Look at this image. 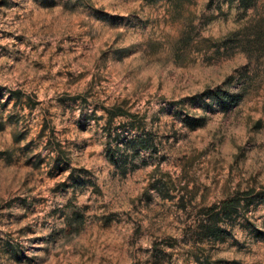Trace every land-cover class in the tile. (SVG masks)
<instances>
[{
    "label": "rangeland",
    "instance_id": "1",
    "mask_svg": "<svg viewBox=\"0 0 264 264\" xmlns=\"http://www.w3.org/2000/svg\"><path fill=\"white\" fill-rule=\"evenodd\" d=\"M0 264H264V0H0Z\"/></svg>",
    "mask_w": 264,
    "mask_h": 264
},
{
    "label": "trees",
    "instance_id": "2",
    "mask_svg": "<svg viewBox=\"0 0 264 264\" xmlns=\"http://www.w3.org/2000/svg\"><path fill=\"white\" fill-rule=\"evenodd\" d=\"M230 79H228L229 81ZM233 103L236 104L240 100V95H233ZM223 101V100H222ZM113 116H123V113H121L119 110L113 113ZM196 126V125H195Z\"/></svg>",
    "mask_w": 264,
    "mask_h": 264
}]
</instances>
